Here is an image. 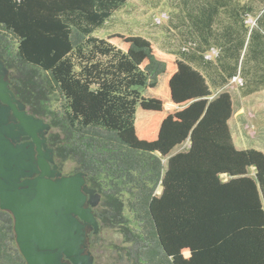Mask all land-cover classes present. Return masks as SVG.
Returning <instances> with one entry per match:
<instances>
[{"label": "trees", "instance_id": "trees-1", "mask_svg": "<svg viewBox=\"0 0 264 264\" xmlns=\"http://www.w3.org/2000/svg\"><path fill=\"white\" fill-rule=\"evenodd\" d=\"M127 1L0 0L12 92L50 125L58 171L82 172L100 197L89 251L117 264H264V155L234 148L232 98L211 92L236 77L241 96L264 91V0H173L194 44L181 57L93 35ZM0 264H26L2 210Z\"/></svg>", "mask_w": 264, "mask_h": 264}, {"label": "water", "instance_id": "water-1", "mask_svg": "<svg viewBox=\"0 0 264 264\" xmlns=\"http://www.w3.org/2000/svg\"><path fill=\"white\" fill-rule=\"evenodd\" d=\"M50 125L29 114L0 60V210L9 212L26 264H94L87 232L98 234L96 191L62 175L47 144Z\"/></svg>", "mask_w": 264, "mask_h": 264}, {"label": "rangeland", "instance_id": "rangeland-1", "mask_svg": "<svg viewBox=\"0 0 264 264\" xmlns=\"http://www.w3.org/2000/svg\"><path fill=\"white\" fill-rule=\"evenodd\" d=\"M180 7V4H176L173 0H128L93 35L99 38L113 34L138 37L149 42L162 55L181 57L180 52L183 50L192 51L194 44L191 41L188 42L190 36L185 35L186 28L181 27L179 23L182 16ZM245 25L250 28L254 27V19L247 18ZM216 55L217 51L212 49L205 54V59L213 61ZM201 72L204 77H207L205 71ZM241 83V79L236 77L223 88L218 91L211 90V92L216 95L225 92L235 99L239 94ZM246 102L253 106L250 109L262 110L264 92L258 93L257 96L246 100ZM181 151L183 150L176 149L173 153ZM166 161L167 159L164 158L162 163L165 165ZM106 238L113 239L110 234L106 235ZM94 259L95 264H117L109 251L104 248L96 249Z\"/></svg>", "mask_w": 264, "mask_h": 264}, {"label": "crops", "instance_id": "crops-1", "mask_svg": "<svg viewBox=\"0 0 264 264\" xmlns=\"http://www.w3.org/2000/svg\"><path fill=\"white\" fill-rule=\"evenodd\" d=\"M258 93L261 92L247 97L240 94L235 99L231 97L233 110L228 121V128L236 150H255L264 155V105L262 104V110H255L250 109L253 106L246 102ZM213 96L216 94L213 93Z\"/></svg>", "mask_w": 264, "mask_h": 264}, {"label": "flooded vegetation", "instance_id": "flooded-vegetation-1", "mask_svg": "<svg viewBox=\"0 0 264 264\" xmlns=\"http://www.w3.org/2000/svg\"><path fill=\"white\" fill-rule=\"evenodd\" d=\"M89 232H91V231H88L87 234H88ZM93 257H94V256H93ZM94 264H95V259H94Z\"/></svg>", "mask_w": 264, "mask_h": 264}]
</instances>
